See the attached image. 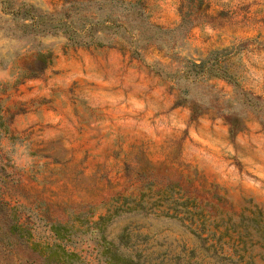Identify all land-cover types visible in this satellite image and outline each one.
Instances as JSON below:
<instances>
[{
  "label": "rangeland",
  "instance_id": "1",
  "mask_svg": "<svg viewBox=\"0 0 264 264\" xmlns=\"http://www.w3.org/2000/svg\"><path fill=\"white\" fill-rule=\"evenodd\" d=\"M212 50L235 82L191 73ZM100 233L145 264H264V0H0V264H109Z\"/></svg>",
  "mask_w": 264,
  "mask_h": 264
},
{
  "label": "trees",
  "instance_id": "2",
  "mask_svg": "<svg viewBox=\"0 0 264 264\" xmlns=\"http://www.w3.org/2000/svg\"><path fill=\"white\" fill-rule=\"evenodd\" d=\"M17 13H20L23 19H28L29 22H24L23 25L26 27H31L33 29H37L39 31H43L45 29H49L52 27L51 20L49 18L42 17L41 15L37 14L36 11L31 9V6H25V4L21 5L17 10ZM51 25V26H50ZM54 26V25H53ZM75 28V27H74ZM92 28V27H91ZM77 30V28H75ZM79 41V40H77ZM86 43V42H84ZM222 51L220 50H212L210 51L205 57L200 59V62H192V69L191 73L193 75L197 74H209V75H218L221 77L226 78L228 81H231L232 83L235 82L233 80V76L228 72V70L220 63V59L217 58L219 54H221ZM53 53L48 51H38L34 59L31 60L29 63L25 66L24 76L25 77H32L41 74L49 64L53 61ZM174 204L173 209H175L176 216H180L181 218H184V216H181L179 213H182L178 208V205L181 208H184L188 205V200L183 201H175L172 202ZM171 209V208H170ZM106 217V215H100L99 219L95 220V226L99 229V220H103ZM190 221V226H194L193 231H196V233L203 237V239L208 240L211 237L209 235H204L206 230L204 228L200 227V223H198L196 220H193L192 217L187 218ZM98 224V226H97ZM62 223H55L52 224V228L54 229V232L57 235H62L60 231H62ZM197 229V230H196ZM100 231V230H99ZM198 231V232H197ZM63 236V235H62ZM212 236H215L213 233ZM216 241H219L221 238L217 237L215 238ZM98 243L100 245V253L104 260L109 264H145V261H142L139 256H131L124 253H121L118 249V244L115 243L112 239H107L104 234H99V240ZM211 246H215V242L211 244Z\"/></svg>",
  "mask_w": 264,
  "mask_h": 264
}]
</instances>
